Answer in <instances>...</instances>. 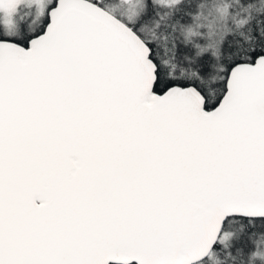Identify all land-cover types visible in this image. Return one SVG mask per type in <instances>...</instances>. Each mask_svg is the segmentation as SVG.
I'll use <instances>...</instances> for the list:
<instances>
[{
  "label": "snow or ice",
  "instance_id": "6c2138e0",
  "mask_svg": "<svg viewBox=\"0 0 264 264\" xmlns=\"http://www.w3.org/2000/svg\"><path fill=\"white\" fill-rule=\"evenodd\" d=\"M0 264H264V0H0Z\"/></svg>",
  "mask_w": 264,
  "mask_h": 264
}]
</instances>
